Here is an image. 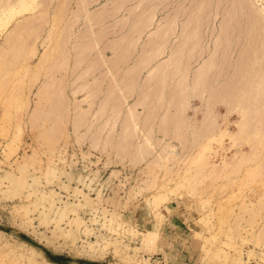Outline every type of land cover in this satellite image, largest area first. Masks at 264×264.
I'll use <instances>...</instances> for the list:
<instances>
[{
  "label": "rangeland",
  "instance_id": "obj_1",
  "mask_svg": "<svg viewBox=\"0 0 264 264\" xmlns=\"http://www.w3.org/2000/svg\"><path fill=\"white\" fill-rule=\"evenodd\" d=\"M221 251L264 264V0H0V264Z\"/></svg>",
  "mask_w": 264,
  "mask_h": 264
},
{
  "label": "bare ground",
  "instance_id": "obj_2",
  "mask_svg": "<svg viewBox=\"0 0 264 264\" xmlns=\"http://www.w3.org/2000/svg\"><path fill=\"white\" fill-rule=\"evenodd\" d=\"M23 29H25V28H23ZM149 235L150 236H147V238H145L144 243L145 244H148V245H152L154 243L155 239L152 236V234H149ZM31 251H34V250L32 249ZM218 251H220V250H218ZM215 258H218L219 260H221L223 263H226V264H238L239 263L238 258L235 255L229 254V252L228 253L227 252H222V255L221 254H218L217 256H215ZM46 264H49V263L47 262Z\"/></svg>",
  "mask_w": 264,
  "mask_h": 264
},
{
  "label": "crops",
  "instance_id": "obj_3",
  "mask_svg": "<svg viewBox=\"0 0 264 264\" xmlns=\"http://www.w3.org/2000/svg\"><path fill=\"white\" fill-rule=\"evenodd\" d=\"M179 224H180V222L177 220V219H172L170 222H169V224L168 225H165L164 227H162V229H161V233L162 234H167V233H171V232H175V234L174 235H178V236H176L177 238L175 239V240H178V241H180L181 240V237H179V236H181V230L183 229V225L182 224H180V226H179ZM178 231V232H177ZM172 243H174V242H172ZM176 243V242H175Z\"/></svg>",
  "mask_w": 264,
  "mask_h": 264
}]
</instances>
